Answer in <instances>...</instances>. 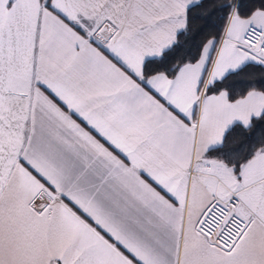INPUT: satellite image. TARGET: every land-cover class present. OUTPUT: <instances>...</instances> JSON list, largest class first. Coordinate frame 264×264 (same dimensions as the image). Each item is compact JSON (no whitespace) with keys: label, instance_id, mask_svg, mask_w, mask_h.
Wrapping results in <instances>:
<instances>
[{"label":"snow or ice","instance_id":"6c2138e0","mask_svg":"<svg viewBox=\"0 0 264 264\" xmlns=\"http://www.w3.org/2000/svg\"><path fill=\"white\" fill-rule=\"evenodd\" d=\"M0 264H264V0H0Z\"/></svg>","mask_w":264,"mask_h":264},{"label":"trees","instance_id":"16d2710c","mask_svg":"<svg viewBox=\"0 0 264 264\" xmlns=\"http://www.w3.org/2000/svg\"><path fill=\"white\" fill-rule=\"evenodd\" d=\"M235 135V134H234Z\"/></svg>","mask_w":264,"mask_h":264}]
</instances>
